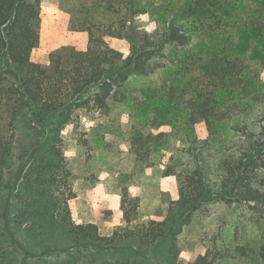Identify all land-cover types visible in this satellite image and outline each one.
<instances>
[{"label":"trees","instance_id":"16d2710c","mask_svg":"<svg viewBox=\"0 0 264 264\" xmlns=\"http://www.w3.org/2000/svg\"><path fill=\"white\" fill-rule=\"evenodd\" d=\"M44 6L68 11L72 30L88 34L87 48L65 46L46 62L38 59ZM145 14L156 16L158 32L136 25ZM107 37L128 39L130 55ZM192 39L191 50L173 49ZM157 68L162 80L154 93L168 115L183 114L191 128L206 122L209 137L202 146L223 154L218 163L224 173L214 188L207 174L213 155L203 157L191 136L195 166L185 176L174 166L165 173L179 182L180 198L169 216L138 222L139 196L125 188L123 224L105 236L96 223L73 219L63 132L71 128V137L88 145L80 130L83 115L111 114L112 103L126 99L130 80L159 73ZM20 122L28 142L18 153ZM17 158L25 167L19 174L12 172ZM263 174L264 0H188L186 11L165 0H0V264H48L53 256V264H220L218 240L201 244L189 263L179 261L176 243L199 206L215 196L245 203L259 218L258 246L239 250L264 264ZM111 200L104 196L97 203L107 218L113 215ZM54 233L62 241L25 248L27 235Z\"/></svg>","mask_w":264,"mask_h":264},{"label":"rangeland","instance_id":"374dc122","mask_svg":"<svg viewBox=\"0 0 264 264\" xmlns=\"http://www.w3.org/2000/svg\"><path fill=\"white\" fill-rule=\"evenodd\" d=\"M165 2L172 3L181 11H186L188 7V0ZM135 23L141 30L150 33L160 30L155 15H139ZM185 31L182 27L181 32ZM186 35L189 36L187 33ZM40 36L36 56L44 62L49 60L51 52L65 46L77 49H85L88 46V34L72 30L71 14L59 7H42ZM107 41L113 48L123 52L125 57L130 55L128 39L107 37ZM193 42L192 39L186 47L173 49H177L179 53L184 49L191 50ZM156 72L159 73L144 77L134 76L124 89L126 99L120 103H112L111 114L83 115L80 130L87 134L88 145L72 138L71 128L63 132L66 155L73 174V190L76 192L75 197L69 201L73 217L76 222L93 220L99 223L102 234L108 232L109 225H112L110 227L114 232L123 221L121 202L125 188H129L133 197L139 196L138 222L166 219L171 206L180 198L177 178L165 176L168 167L178 168L177 172L185 176V171L190 168L192 170L197 163V153H190V149L195 146L190 137H197L199 144L196 145L199 146L209 137L205 121L198 122L191 128L183 114L171 112L173 114L168 115L162 97L154 93L162 80L161 69L157 68ZM165 116L170 119L162 124ZM22 123L20 122L19 126L18 153L28 142L27 130ZM235 135L237 136V133H234ZM201 148L203 157L207 156L206 154L213 155L210 156L212 166L208 168L207 174L216 188L215 183L224 173L220 171L218 163L223 154H218L216 149L205 148V151L203 146ZM24 168L17 158L12 172L19 174ZM121 174L124 175L121 177ZM104 196L112 197L113 215L106 220L102 219L103 214L96 208ZM257 219L259 218L247 210L245 203L218 199L216 196L204 201L192 215L191 223L177 235L179 261L189 263L201 246H214L213 242L218 240L223 254L220 264H256L254 255L244 257L239 248L258 246L260 224ZM56 236V233L45 238L27 235L24 238L25 248L39 249L44 245L49 246L51 242L62 241V237ZM55 258H50L52 261L48 264H53ZM30 264L41 262L32 259Z\"/></svg>","mask_w":264,"mask_h":264},{"label":"crops","instance_id":"0c3cea01","mask_svg":"<svg viewBox=\"0 0 264 264\" xmlns=\"http://www.w3.org/2000/svg\"><path fill=\"white\" fill-rule=\"evenodd\" d=\"M75 192V191H74ZM75 195H76V192H75ZM96 204V203H95ZM71 207V206H70ZM96 208H97V205H96ZM71 211H72V208H71ZM97 211L99 212V210L97 209ZM101 212V211H100ZM99 212V213H100ZM102 213V212H101ZM103 214V213H102ZM72 216H73V213H72ZM102 217V219H104V220H106V216H105V214H103V216H101ZM73 219H74V217H73ZM107 219H109V218H107ZM75 220V219H74ZM76 222V221H75ZM90 222H92V223H96L97 225L99 224V223H97V222H94L93 220H88V222L86 221V222H77V223H90ZM106 222V221H105ZM104 222V223H105ZM121 224H123V222H121ZM99 226V230H100V233H101V231H102V228L100 227V225H98ZM106 226V225H105ZM112 227V225H109V229H108V232H104V234H102V235H105V236H111L112 234H113V228H111Z\"/></svg>","mask_w":264,"mask_h":264}]
</instances>
